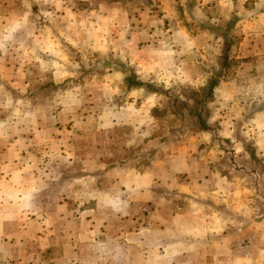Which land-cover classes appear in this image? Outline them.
Wrapping results in <instances>:
<instances>
[{"label": "rangeland", "instance_id": "374dc122", "mask_svg": "<svg viewBox=\"0 0 264 264\" xmlns=\"http://www.w3.org/2000/svg\"><path fill=\"white\" fill-rule=\"evenodd\" d=\"M150 171L206 209L175 255L129 189ZM100 239L98 264H264V0H0V264Z\"/></svg>", "mask_w": 264, "mask_h": 264}, {"label": "crops", "instance_id": "0c3cea01", "mask_svg": "<svg viewBox=\"0 0 264 264\" xmlns=\"http://www.w3.org/2000/svg\"><path fill=\"white\" fill-rule=\"evenodd\" d=\"M153 172V171H150ZM161 180L159 176H157L154 172L153 174L147 173L144 175L138 176V178H134L131 181V185L129 186V189H135L134 187L137 186V182L143 181L145 184L140 186V190H144V193H142V197H144L145 204L149 206L150 212L146 220V230H148L147 235L150 234L149 230L152 231L155 235H157L158 243L152 244L151 246H162L163 250L166 251V254L173 253L175 255V249L180 250V244L181 240L185 242H189V239L194 237L192 233L189 230L193 229L195 224L198 225L201 222V215L203 214L201 211L206 213L205 206L202 205L201 202L204 197L206 196H200L199 200L191 199V201L197 206L193 204L183 205L181 212L175 211V208L171 206H165L160 203V197L157 192V188H155L156 183ZM125 184V183H123ZM208 191V190H207ZM209 193V192H208ZM207 195V192H206ZM211 195V194H209ZM204 206L203 210H200L199 207ZM106 209V208H104ZM207 221V217L206 220ZM70 223H64L60 226V229L63 233L69 232L72 228H69ZM103 226V225H102ZM107 229V227H104ZM79 228L75 230L76 234L79 233ZM98 233L102 235L103 230L99 228ZM110 231V230H109ZM107 235L109 233H106ZM101 235H98L101 236ZM147 239H149V236H147ZM47 242V239H46ZM165 246L168 247L165 249ZM46 247H50L49 245ZM102 247V240L100 239L99 242L96 243V245H93L92 248L88 249H79L78 250V258H76L75 264H98L99 259L102 257L101 248ZM63 254L62 257H60V260H63L65 258L63 246L61 247ZM100 249V250H99ZM159 251L160 254H163L164 252ZM149 253V251H148ZM90 255V260H93L92 263L90 261H85L84 255ZM82 257V258H81ZM173 257V256H172ZM56 260H59L57 258ZM96 260V263H94Z\"/></svg>", "mask_w": 264, "mask_h": 264}, {"label": "trees", "instance_id": "16d2710c", "mask_svg": "<svg viewBox=\"0 0 264 264\" xmlns=\"http://www.w3.org/2000/svg\"><path fill=\"white\" fill-rule=\"evenodd\" d=\"M206 125V124H205ZM205 125H203V126H205ZM202 127V126H201Z\"/></svg>", "mask_w": 264, "mask_h": 264}]
</instances>
